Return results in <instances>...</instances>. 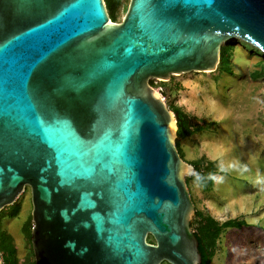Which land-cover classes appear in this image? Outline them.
Listing matches in <instances>:
<instances>
[{
    "label": "water",
    "instance_id": "1",
    "mask_svg": "<svg viewBox=\"0 0 264 264\" xmlns=\"http://www.w3.org/2000/svg\"><path fill=\"white\" fill-rule=\"evenodd\" d=\"M233 39L264 53V0H130L122 22L0 0V211L30 186L35 264H201L195 167L150 80L212 72Z\"/></svg>",
    "mask_w": 264,
    "mask_h": 264
},
{
    "label": "rangeland",
    "instance_id": "2",
    "mask_svg": "<svg viewBox=\"0 0 264 264\" xmlns=\"http://www.w3.org/2000/svg\"><path fill=\"white\" fill-rule=\"evenodd\" d=\"M104 3L110 20L122 22L130 0ZM221 53L226 64L212 72L175 74L150 84L175 117L180 109L190 118V131L176 138L181 158L204 176L214 172L212 185L200 184L195 173L186 179L195 206L193 230L206 236L199 230L205 216L219 224L246 221L241 228L222 229L211 264H264V53L241 39L223 43ZM32 209L26 185L0 211L2 264H35Z\"/></svg>",
    "mask_w": 264,
    "mask_h": 264
},
{
    "label": "trees",
    "instance_id": "3",
    "mask_svg": "<svg viewBox=\"0 0 264 264\" xmlns=\"http://www.w3.org/2000/svg\"><path fill=\"white\" fill-rule=\"evenodd\" d=\"M220 64L223 66L226 64V58L223 53L220 55ZM177 117L178 131L177 136H182L188 133L191 129V121L189 116L180 109L175 110ZM200 127H204L202 124ZM195 167V177L198 178V182L202 185H212L213 184V175L214 172L210 171L209 174L204 176L198 166ZM203 171V170H202ZM198 216V214H197ZM243 225H246L245 220H227L219 224L211 216H205V222L199 228V230L206 234L202 236L199 232H195V235L199 241V250L202 255L201 264H211V259L214 256V246L215 242L218 239L222 229L226 228H241Z\"/></svg>",
    "mask_w": 264,
    "mask_h": 264
}]
</instances>
